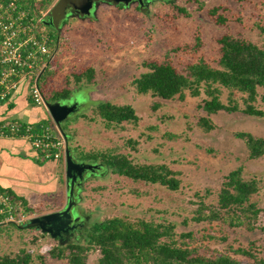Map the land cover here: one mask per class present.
I'll return each instance as SVG.
<instances>
[{"label": "rangeland", "instance_id": "1", "mask_svg": "<svg viewBox=\"0 0 264 264\" xmlns=\"http://www.w3.org/2000/svg\"><path fill=\"white\" fill-rule=\"evenodd\" d=\"M171 1H99L90 16L70 15L59 31L45 25L51 35L59 34L56 44L50 42L51 57H46L52 61H47L48 69L40 80L44 81L47 97L54 89L69 86L81 102L92 98L131 103L140 116L137 124L124 121L108 128L93 105L82 106L79 113L63 121L64 132L70 136L67 141L76 147L78 155L93 150L124 152L137 163H167L181 178L180 187L170 189L108 168L104 175L85 180L79 191L80 209L87 224L120 215L172 221L176 237L193 231V238L187 240L202 252L247 247L264 256V154L250 157L245 140L235 134L248 130L264 135V89L259 87L255 101L262 114L220 110L210 114L215 126L207 130L199 123L207 114L200 105L207 96L204 91L200 95L187 91L184 98H162L138 92L132 82L148 69L144 61L150 59L169 57L179 69L200 59L216 65L218 37L226 31L264 45V0ZM214 6H218L217 12L211 13ZM220 14L226 17L222 23L216 21ZM87 67L93 69V77L85 74L76 81L75 72ZM229 93L228 88H222L224 102L229 101ZM242 96V92L235 95L245 106ZM237 167L246 178L258 180L259 189L252 196L262 208L258 227L232 226L216 219L195 220L201 195L209 188L211 192L204 200L215 206L226 174ZM22 208L29 213L26 206ZM57 243V238L40 228L0 225V255L26 246L35 255L33 264H69L67 258L49 253ZM39 254L44 257L39 258ZM99 255L98 249H92L88 262L94 264Z\"/></svg>", "mask_w": 264, "mask_h": 264}, {"label": "trees", "instance_id": "2", "mask_svg": "<svg viewBox=\"0 0 264 264\" xmlns=\"http://www.w3.org/2000/svg\"><path fill=\"white\" fill-rule=\"evenodd\" d=\"M50 1L46 0V3L43 1L41 6L28 4V7L31 6L32 11L37 13V7L48 6ZM137 7L141 8L139 3ZM217 9L218 6H214L210 12L216 13ZM225 20L226 17L222 14L216 17L218 23ZM50 37L52 43L56 44L59 34H50ZM218 42L220 53L216 65L200 59L189 62L184 68L179 69L169 57L144 61L148 69L133 79L135 88L140 93H151L162 98H184L187 91L191 95H200L204 91L207 96L200 105L207 114L201 116L199 123L207 130L215 126L210 114L220 110L262 114L263 110L255 105V101L259 95V87L264 89V45L229 31L219 36ZM49 56L51 57V52ZM51 61L48 60V63ZM48 63L39 76V82L48 69ZM85 74L89 79L92 78L93 69L87 67L80 72L76 71V81L80 82ZM43 82H40V86L48 100L67 98L75 92L73 88L66 86L54 89L50 92V97H47ZM223 87L230 91L228 102L221 98ZM237 92L243 93L245 106H241L237 101L235 97ZM262 97L264 98V93ZM89 105L94 106L108 128H113L124 121L137 124L140 119L131 103H115L103 99L94 101L90 98L85 106ZM62 127L65 130L63 124ZM235 134L245 140L250 157L255 158L264 154V135H256L248 130H239ZM67 140H70L69 136ZM69 146L73 150V146L71 144ZM76 155L80 159L102 162L112 172L136 180L160 183L170 189H178L181 184L178 171L167 163H137L124 152L108 150L83 151ZM258 189L256 178H246L241 167L234 168L225 176L216 205L212 206L205 202L204 197L211 192L207 188L205 194L201 195L200 204L193 218L199 221L223 220L232 226L255 229L258 227L257 221L262 211L257 202L252 200ZM13 199L18 202L14 195ZM26 209L30 212L31 208ZM4 223L18 226V223L13 221H3L0 225ZM176 235V224L172 221L112 216L86 225L67 242L61 243L58 240L49 253L53 257L67 258L69 264H90L88 256L92 249H98L100 252L94 264H264V256H259L251 248L238 247L208 254L187 240V237L193 238V231L182 232L181 237ZM38 256L41 259L44 257L43 254ZM34 257L28 247L24 246L18 252L0 255V264H33ZM242 257L247 261L244 262Z\"/></svg>", "mask_w": 264, "mask_h": 264}, {"label": "built area", "instance_id": "3", "mask_svg": "<svg viewBox=\"0 0 264 264\" xmlns=\"http://www.w3.org/2000/svg\"><path fill=\"white\" fill-rule=\"evenodd\" d=\"M43 11L33 12L17 0L0 3V99L9 98L25 84L36 104L43 105L46 101L39 76L47 64L46 56L51 52V37L45 27L48 11ZM0 136L28 139L45 159L65 157L66 139L53 120L5 119L0 121ZM29 217L9 190L0 188V220L20 224Z\"/></svg>", "mask_w": 264, "mask_h": 264}, {"label": "crops", "instance_id": "4", "mask_svg": "<svg viewBox=\"0 0 264 264\" xmlns=\"http://www.w3.org/2000/svg\"><path fill=\"white\" fill-rule=\"evenodd\" d=\"M7 1L0 0V3ZM17 1L27 4L29 9L31 6L28 7V4L41 6L43 1L46 3V0ZM54 2L51 0L47 7L39 8L38 11H48ZM5 119L52 121L44 106L33 101L25 84L9 98L0 99V121ZM68 141L66 139L69 144ZM76 150L73 146V151L78 154ZM64 159L40 157L31 142L24 137L0 136V187L8 189L22 207H30L29 216L61 209L67 200Z\"/></svg>", "mask_w": 264, "mask_h": 264}, {"label": "water", "instance_id": "5", "mask_svg": "<svg viewBox=\"0 0 264 264\" xmlns=\"http://www.w3.org/2000/svg\"><path fill=\"white\" fill-rule=\"evenodd\" d=\"M99 1L127 4L133 0H56L48 10L46 23L59 31L63 21L68 16L90 15L94 11L95 4ZM138 1L144 2L146 0ZM75 92L67 98L46 99L43 104L49 118L55 122L65 139H67V134L62 127L63 121L76 114L86 104L80 101ZM64 162V179L67 189L66 204L61 209L30 216L26 222L18 224V227L21 228L38 227L43 232H48L54 238H58L61 243L71 240L76 234L79 223L84 226L87 221H80L81 212L78 207L79 191L83 188L85 180L92 174L104 175L108 169V166L102 162L77 158L76 153L68 143L66 144ZM83 226L79 228V231L84 228Z\"/></svg>", "mask_w": 264, "mask_h": 264}, {"label": "flooded vegetation", "instance_id": "6", "mask_svg": "<svg viewBox=\"0 0 264 264\" xmlns=\"http://www.w3.org/2000/svg\"><path fill=\"white\" fill-rule=\"evenodd\" d=\"M146 1H148V0H146ZM78 15V14H77ZM90 176H92V175H90ZM80 195V194H79ZM79 204V203H78ZM80 206V205H79ZM78 206V207H79ZM79 209H80V207H79ZM80 212H81V217H80V221L82 222V221H85V214H84V212H82V210L80 209ZM86 225H88L87 224V221H86V223L84 224V226L83 225H81V223H79V225H78V227H77V230H76V233L77 232H79V228H81L82 226L83 227H85Z\"/></svg>", "mask_w": 264, "mask_h": 264}]
</instances>
